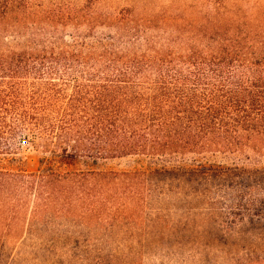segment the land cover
Instances as JSON below:
<instances>
[{
  "label": "trees",
  "instance_id": "1",
  "mask_svg": "<svg viewBox=\"0 0 264 264\" xmlns=\"http://www.w3.org/2000/svg\"><path fill=\"white\" fill-rule=\"evenodd\" d=\"M104 2L0 0V156L148 169H0V264H117L105 233L165 179L249 190L243 214L264 225L263 172L196 163L264 155V0Z\"/></svg>",
  "mask_w": 264,
  "mask_h": 264
},
{
  "label": "rangeland",
  "instance_id": "2",
  "mask_svg": "<svg viewBox=\"0 0 264 264\" xmlns=\"http://www.w3.org/2000/svg\"><path fill=\"white\" fill-rule=\"evenodd\" d=\"M184 1V0H182ZM193 2V0H186ZM245 5L253 0H232ZM107 6H123V0H106ZM207 12L210 8L199 7ZM237 166L245 171L257 169L264 173V155L242 157L214 156L196 163ZM148 161L143 156H128L107 160L79 158L69 161L53 154H43L27 147L16 154L0 156V169L25 173L54 171H146ZM180 166L192 167L188 160ZM196 166V165H194ZM229 178H231L229 176ZM205 185L179 179H165L161 187L141 192L143 202L132 220L118 219L107 231L114 243L117 264H264V225L247 223L241 207L246 206L244 195L249 190L219 189L215 178H207ZM242 195L232 201L230 195ZM242 202V203H241ZM97 235L103 238L99 232ZM108 238V237H107ZM79 256H75L77 260ZM64 263L60 252L50 258ZM81 262V261H80ZM91 263V262H88Z\"/></svg>",
  "mask_w": 264,
  "mask_h": 264
}]
</instances>
